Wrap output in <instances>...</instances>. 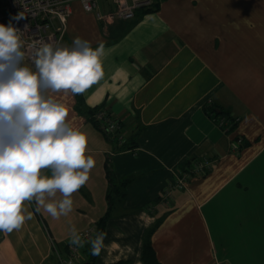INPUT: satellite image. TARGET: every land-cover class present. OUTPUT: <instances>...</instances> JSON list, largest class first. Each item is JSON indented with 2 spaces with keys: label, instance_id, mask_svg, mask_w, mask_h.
<instances>
[{
  "label": "crops",
  "instance_id": "1",
  "mask_svg": "<svg viewBox=\"0 0 264 264\" xmlns=\"http://www.w3.org/2000/svg\"><path fill=\"white\" fill-rule=\"evenodd\" d=\"M154 1L155 9L106 21L71 0L60 45L79 37L104 46L102 78L61 97L95 165L67 216L26 202L33 219L0 232V264H56L53 243L66 251L71 229L100 219L111 202L96 264H145L147 240L161 264H264V0ZM114 8L99 0L101 12ZM211 104L237 125L223 129L205 109ZM96 106L123 119V147L133 151L93 123ZM194 158L211 160V169L166 200Z\"/></svg>",
  "mask_w": 264,
  "mask_h": 264
},
{
  "label": "clouds",
  "instance_id": "2",
  "mask_svg": "<svg viewBox=\"0 0 264 264\" xmlns=\"http://www.w3.org/2000/svg\"><path fill=\"white\" fill-rule=\"evenodd\" d=\"M20 34L11 22L0 24V232L5 234L33 219L26 202L34 201L35 212L43 208L54 219L72 212L71 197L88 181L95 160L86 155L87 136L68 119L61 97L83 94L103 76L102 44L93 48L76 37L71 47L45 42L26 51ZM57 193L63 198L46 202ZM105 238L98 231L88 241L92 255H100ZM69 243L82 248L86 241L73 227Z\"/></svg>",
  "mask_w": 264,
  "mask_h": 264
},
{
  "label": "built area",
  "instance_id": "3",
  "mask_svg": "<svg viewBox=\"0 0 264 264\" xmlns=\"http://www.w3.org/2000/svg\"><path fill=\"white\" fill-rule=\"evenodd\" d=\"M85 10L96 11L100 19L111 21L114 19H131L143 8L151 7L154 0H114L115 8L106 13L99 10V0H80ZM18 14L25 16L17 21L14 19ZM72 14L71 0H0V24L13 26L21 31V39L24 41V50L32 45L51 42L61 44L67 30V21ZM58 20L59 24H55ZM27 25V28L25 26ZM27 62V61H26ZM233 121L225 118L216 119L218 124L225 130H230L234 123L239 122L238 118ZM93 119L100 128L118 143L121 151H133L123 147L126 136L123 131V119L111 113L107 106H100L93 114ZM243 141L242 138L236 145ZM212 162L207 158H194L188 167L172 178L169 186L165 189V199L169 200L174 190L184 187L189 179L195 175H205L211 169ZM98 230L97 221L91 222L88 226L78 232L86 241L82 248L66 244V251L53 243V252L56 256V264H77L81 259L84 248L90 244L88 241L95 238ZM219 264H227L220 262Z\"/></svg>",
  "mask_w": 264,
  "mask_h": 264
},
{
  "label": "trees",
  "instance_id": "4",
  "mask_svg": "<svg viewBox=\"0 0 264 264\" xmlns=\"http://www.w3.org/2000/svg\"><path fill=\"white\" fill-rule=\"evenodd\" d=\"M157 7V6H156ZM155 4L151 7H146V8H143L141 10H143L144 12L146 11H150L152 9H155ZM99 108V106H96L92 109L89 110V118L93 121V123L97 126V127H100L98 125V123L93 119V114L95 112V110ZM205 109L207 111V113H209L211 116H214L216 119H222V118H225L226 120H229V121H233V118L230 114L229 111H226L222 108H219L217 106H215L214 104H211V105H206L205 106ZM237 125V123H234L232 127H235ZM232 129V128H231ZM112 202L107 210V212L104 214V216H102L100 219L97 220V225H98V231H102V232H105L106 230V224H107V220L109 219V217L111 216V213H112ZM89 250V258L83 262V264H96V257L97 256H94L92 255L91 253V245L89 246V248L87 249ZM143 261L145 264H161V262L159 261L157 255H156V251L154 249V246L152 244V242L150 240H147L145 243H144V246H143ZM123 262H117L115 264H122Z\"/></svg>",
  "mask_w": 264,
  "mask_h": 264
}]
</instances>
